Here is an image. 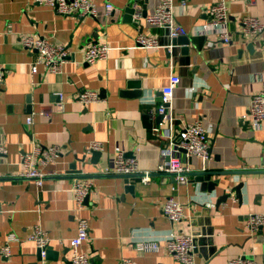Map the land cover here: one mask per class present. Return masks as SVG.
<instances>
[{"label":"crops","instance_id":"obj_1","mask_svg":"<svg viewBox=\"0 0 264 264\" xmlns=\"http://www.w3.org/2000/svg\"><path fill=\"white\" fill-rule=\"evenodd\" d=\"M133 2L94 0L97 17L80 18L60 16L32 0H0V145L5 150L0 154V249L9 234L18 238L7 244L8 254L0 253V264H70L69 240L80 219L87 222L88 236L78 249L90 264H122L124 259L179 264L167 254L165 240L181 234L196 239L195 264H230L239 256L264 264V220L254 231L244 227L249 215L264 218V123L252 131L247 117L264 79V29L241 31L246 16L264 22V1L172 0L175 22L186 33L176 42L166 28L149 26L141 15L150 14L159 0H141L130 16L124 10ZM219 2L228 12L227 44L212 30L200 31L209 7ZM139 33L161 47L135 46ZM22 36L64 46L69 57L60 73H50L43 64L32 72L36 52L22 47ZM93 43H105L109 51L105 60L87 64L83 52ZM170 76L179 78L168 109L172 126L198 122L210 153L208 160L180 156L188 173L244 172L211 177L220 180L212 192L202 190L192 176L178 184L156 171L166 158V140L153 131L157 117L151 120L150 114ZM84 90L97 92L99 100L79 104L74 98ZM91 143L101 149L89 151ZM34 145L60 150L43 169L48 175L40 187L18 176L20 157ZM116 149L137 160L139 173L127 182L101 171ZM143 172L150 174L146 184L140 181ZM82 180L92 182L93 192L78 208L69 189ZM236 184H242L240 199L232 193L217 205ZM169 197L183 207L179 221L162 212ZM34 228L47 235L46 257H38L27 240ZM141 242H156L159 249L137 251L135 244Z\"/></svg>","mask_w":264,"mask_h":264},{"label":"built area","instance_id":"obj_2","mask_svg":"<svg viewBox=\"0 0 264 264\" xmlns=\"http://www.w3.org/2000/svg\"><path fill=\"white\" fill-rule=\"evenodd\" d=\"M252 2V0H244ZM264 1V0H263ZM37 5H48L54 8L60 16L74 17H97V10L94 0H32ZM111 10L109 4L105 5V12ZM208 21L200 27L201 33L212 30L215 32L220 41L224 44L229 42V38L225 32V24L228 18L227 8L222 2L213 4L208 10ZM146 24L152 27L166 28L170 39L184 36L185 31L176 24L172 10V0H159L150 14L145 15ZM242 29L244 33L259 34L264 29V22L250 16L242 18ZM20 42L23 48L36 52V60L31 67V71H35L37 64H43L50 73H60L62 66L67 61L69 54L67 49L62 45L51 44L47 39L41 37L22 36ZM135 46L145 49H153L161 47L157 40L151 36L139 33L135 38ZM109 48L105 43H93L87 46L83 52V60L87 64H94L107 58ZM2 73H0V90L2 86ZM179 83L177 76H170L168 84L161 89L160 104L155 107L150 114L153 120L157 116H162L155 127L154 132H159L166 140V145L162 153L165 160L159 163L156 171L170 175L178 184H185L189 169L182 161L190 157H196L201 160L210 158L207 138L198 122L180 126L174 129L172 126L173 118L168 112L169 105L172 101L173 91ZM81 105H88L99 100L97 92L84 90L77 94L74 98ZM247 117L250 122L252 131L258 130L264 123V79L261 81L260 90L251 97L248 107ZM32 118L28 116L25 119L27 125L31 124ZM101 146L98 143H91L88 150H99ZM5 150L0 145V154H4ZM60 150L57 146L43 147L34 145L30 153H25L20 157L19 177L30 179L40 187L42 181L48 175L44 172V168L52 163L59 155ZM103 174L112 175H133L139 173L138 163L133 155L127 156L118 149L115 150L108 165L101 169ZM149 172L141 174L140 181L143 184L150 180ZM72 200L76 207H82L83 201L92 192V182L89 180L74 181L69 189ZM164 216L170 221H179L183 217V207L172 197L165 200L162 208ZM263 216L261 214L249 215L245 221L244 227L248 231H254L262 225ZM88 226L85 219L78 220L76 234L69 240L70 264H90L89 257L79 251V246L87 239ZM27 240L32 242L36 249L40 252V257H45L46 250L49 247V240L44 231L34 228ZM9 242H18V238L13 234H9L6 238L5 245L0 249L1 254H8L7 244ZM135 248L140 252H156L159 247L156 242H141L135 244ZM194 238L192 235H176L170 236L165 240V250L169 256L176 260L179 264H195L194 256ZM122 264H130L126 259ZM230 264H263L253 259L239 256L231 260Z\"/></svg>","mask_w":264,"mask_h":264},{"label":"water","instance_id":"obj_3","mask_svg":"<svg viewBox=\"0 0 264 264\" xmlns=\"http://www.w3.org/2000/svg\"><path fill=\"white\" fill-rule=\"evenodd\" d=\"M141 0H134V4H132L131 6H128L127 8H125L124 12L128 15H134L136 13V8H135V5L138 3V4H142L140 2ZM143 17H145V13L142 12L141 14ZM137 21V20H136ZM180 39H173V42H176ZM180 42V41H179ZM182 43V42H180ZM182 44H186V43H182ZM35 52V51H34ZM129 86H137V84H129ZM137 94V93H136ZM161 117L162 116H157L156 118V122H159L161 120ZM74 166V164L71 165V168ZM244 172H238V171H235V172H231V171H220V172H216V171H206V170H201V171H196V172H190V173H187L186 176H192V181L195 182V183H200V187L202 190H206L207 192H212L215 187L217 185H219L220 183V180L219 178H216L215 180H210L211 177H214V176H217V177H225V176H229V175H239V174H242ZM118 177H121L124 179L125 182L128 181V179L130 177H132L133 175H116ZM80 178H82V176H80ZM241 185L242 184H236L235 186H233L230 190V192L228 193H223V195L221 197H219L218 199V204L221 203V202H225L226 199L228 197H230L232 195V193L235 194V196L237 197V199L239 200L240 199V189H241ZM195 241L196 239L194 238V245H195ZM49 249L46 250V254H45V257L48 255V251ZM196 251V250H195ZM37 255L38 257H40V252L39 250H37ZM41 258V257H40Z\"/></svg>","mask_w":264,"mask_h":264}]
</instances>
